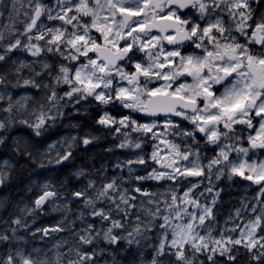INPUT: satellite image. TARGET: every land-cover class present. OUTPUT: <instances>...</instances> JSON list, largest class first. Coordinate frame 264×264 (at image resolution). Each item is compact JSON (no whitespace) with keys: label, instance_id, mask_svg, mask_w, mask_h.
Here are the masks:
<instances>
[{"label":"snow or ice","instance_id":"6c2138e0","mask_svg":"<svg viewBox=\"0 0 264 264\" xmlns=\"http://www.w3.org/2000/svg\"><path fill=\"white\" fill-rule=\"evenodd\" d=\"M11 2L9 22L0 24V144L19 124L31 130L30 141L38 138L32 144L40 152L38 140L58 129L68 115L63 109L95 101L128 110L119 118L104 110L96 124L114 139L123 137L116 147L132 154L114 164L127 176L114 172L109 178L102 167L97 181L83 168L74 171L87 183L71 191L70 200L53 182L39 184L34 207L25 211L28 217L46 215L54 204L62 219L53 226L32 231L27 220L0 215V264H100L101 241L131 245L154 228L160 229L159 239L147 264H197L201 256L218 264L217 255L237 264L240 247L264 264V0ZM0 7L7 10L6 4ZM188 48L194 51L185 54ZM23 53L33 59H21ZM12 89L36 91L21 95ZM98 140L88 131L68 133L48 143L39 161L26 156L41 169L66 167L78 149L87 151ZM149 141L150 154L144 151ZM208 146L214 154L205 157L202 148ZM10 168L8 160L0 163V180ZM213 176L256 186L255 204L241 200L236 209L237 216L249 208L255 214L238 238L225 236L237 227L215 238L206 224L214 220L220 197ZM205 177L210 205L193 195L199 183L177 195L182 180ZM146 181L166 182L165 190L150 192ZM138 198H145L139 204L142 215L130 212ZM69 203L75 213L65 207ZM22 222L33 240L55 239L54 259L47 249L16 240L14 225Z\"/></svg>","mask_w":264,"mask_h":264},{"label":"flooded vegetation","instance_id":"af4514ba","mask_svg":"<svg viewBox=\"0 0 264 264\" xmlns=\"http://www.w3.org/2000/svg\"><path fill=\"white\" fill-rule=\"evenodd\" d=\"M193 14L195 15L194 10H193ZM193 51H194L193 49L188 48L185 50V54H189ZM198 51L199 50H197V52ZM56 59H59V57H56ZM82 102L80 105L83 104ZM91 105L94 106V108L98 107L96 105L95 101H91ZM76 106H78V105H76ZM92 106H90V108H92ZM109 107H111V109L109 111L110 114L116 116L117 118H119L121 113H127L128 112V110H126V109L113 108L111 105ZM92 112H93V116H92L91 120H93L95 116L100 115V113L97 110L96 111L91 110V113ZM133 115H138V114H133ZM85 116H86V113H85V111H82V110L76 116V119H78V124L80 125V127L77 129V131L79 133H80V130L83 129V127H85L87 124V120H85L86 119ZM176 120H177V122H179L178 119H176ZM185 123H187V122H185ZM84 130H86V129H83V132H84ZM8 134H9V136L11 134H24V135H26L24 138L25 141L30 142V143H32V141H35L38 139V138L33 137L32 141H30L29 137L31 135V130L27 129L26 127H22L21 129H15L13 131H10ZM6 136L8 137L6 139V142L4 144H0V157H2L3 160H8L11 167L15 166L16 169H20L22 165H27L28 167L24 173L25 175H28L30 173L31 176L35 180V184H37V185L43 184V183L49 182V181L53 182L57 187L60 188L61 193L65 194L64 195L65 200H68V198L70 197V189L71 188L78 189L79 185L78 184H71L72 185L71 186L70 183L68 182V177H66V176H63L62 178L57 179L54 175L55 167H49V168L41 169L37 165H33L31 160L27 156L18 157L16 155V153L13 151V148H11V144L8 141V140H10V137L8 135H6ZM109 136L112 137L113 135H109ZM98 137H99V140H102V138L107 139V141L109 140V138L107 136L103 135V132ZM118 138H116V139L118 140ZM54 139H55V137L53 135H51V133H50L45 138L39 139L38 143L36 144V147L44 148L47 146L48 143H51ZM106 148H107V145L101 144V142H99L95 146V149H96L95 160L97 162H102L104 155L108 154V152L105 151ZM83 154H84V152L82 150L78 149L76 156H75V159H74V162H76L78 158L81 161L83 159L82 158ZM89 154L90 153H88L87 156H89ZM3 160H0V163H2ZM37 161H39V159H37ZM66 167L68 168V165ZM59 168H61V167H59ZM62 168H64V167H62ZM116 170L120 171L119 169H116ZM125 172H126V170H125ZM65 173H67L66 170H65ZM122 173H124V172H122ZM123 175L126 176L125 173ZM61 183H63L62 187L60 186ZM144 188L150 192L152 191V188L149 185H145ZM37 190H38L37 187H34L33 185H28V187H25L24 183H19L17 185L15 195H16L17 199L20 201V207H24L25 204H27L29 207H34V205L31 204V200L34 199V192ZM68 205L71 209H73V213H75L77 211L75 208H73V205L71 203H69ZM57 213L58 212L53 211L52 208L49 207L47 209L46 215L42 213L35 218L27 217V221L31 225L32 230L33 229L36 230V228L41 227V226H44V227L53 226L56 224V222L58 220L62 219V214H59V213L57 214Z\"/></svg>","mask_w":264,"mask_h":264},{"label":"rangeland","instance_id":"374dc122","mask_svg":"<svg viewBox=\"0 0 264 264\" xmlns=\"http://www.w3.org/2000/svg\"><path fill=\"white\" fill-rule=\"evenodd\" d=\"M45 2H47V0H45ZM7 5V10L5 11L4 9H3V7H0V12H3V15H0V24H7L8 22H9V13L11 12V10H12V2H11V0H0V6H2V5ZM17 7H19V4H17L16 5ZM20 19H23L24 17H23V12H21V15H20V17H19ZM45 23H52V22H49V21H47L46 19H45ZM55 23H59V22H55ZM18 27H22V26H19L18 25ZM94 35H95V33H93ZM197 51V50H196ZM19 56H20V58L21 59H23L24 57H27V53H23V54H18ZM27 59L29 60V61H31L33 58H31V57H27ZM81 59H83V58H81ZM64 63H67V62H64ZM45 82H47V78L45 79ZM66 87V86H65ZM12 91L13 92H19L21 95H31L32 94V92H35L36 90L35 89H33L32 90V92H25L24 90H22V89H12ZM62 94V93H61ZM110 105H108V106H99L98 107V110L99 111H101V113L103 114V111L104 110H107V111H109V109L111 108V107H109ZM67 109L68 108H66V109H63V111L64 112H66V113H68L67 112ZM82 110V109H81ZM80 110V111H81ZM79 111V112H80ZM78 111H76V108H75V110H72V113H79ZM69 114H71V113H69ZM73 123H78V122H76L75 120H69L67 117H64L63 119H62V121H60V122H58V125L60 126V127H58V129H59V132L60 131H62V132H60V133H58L56 136H55V139L54 140H56V139H58V138H60V137H62V136H64V135H66V134H68V133H71V134H76L77 132H76V130H72V131H69V128L71 127V124H73ZM185 123V122H184ZM186 125H187V123H185ZM22 127H26V126H24V125H19V124H17L16 126H14V127H12L10 130H9V132L10 131H13V130H15V129H21ZM190 127V126H189ZM72 128V127H71ZM88 132H92L91 130H87ZM8 132V133H9ZM8 133H6V135H8L9 136V134ZM54 133L56 134L57 133V131H54ZM92 134H93V132H92ZM133 135L135 136V133H133ZM25 136L26 135H24V134H11L9 137H10V140H8L9 142H10V144H11V148H13L14 147V145L15 144H17V140H20V142H26L25 141ZM123 139V137H119L118 138V140L116 139V141H117V143L119 144L120 143V141ZM53 140V141H54ZM104 140V139H103ZM118 144H116V145H118ZM151 144V143H150ZM244 144H245V146H247L246 145V140H245V142H244ZM116 145L114 146V145H111V147L113 148V150H118V147H116ZM110 147V146H109ZM39 149H40V152H42L43 150H44V148H46V147H44V148H41V147H38ZM122 150H125V149H122ZM129 152H131V150H128ZM136 151H139V150H136ZM40 152H36V160L37 159H41V156H40ZM92 152H90V154H89V156L86 158V161H85V163L88 161V159L90 158V157H93L94 155H95V153L96 152H94L93 154H91ZM204 154V153H203ZM233 156H235V153H233ZM124 158H122V159H119V160H123ZM99 164H102V162L101 163H99ZM97 168V167H96ZM106 174H107V172L105 171L104 173H103V175L104 176H106ZM91 178H93V179H96L97 180V178H100L101 179V175H100V172H98V171H96L95 169L93 170V173L91 174ZM223 178H225V180L223 179ZM99 179V180H100ZM237 179H240V178H238V177H236V178H233V180L232 181H236ZM99 180H97V181H99ZM226 180L228 181V182H230L228 179H227V177L225 176V177H222L221 178V180H219V181H217V180H215V176H213V178H212V182H213V184L215 185V187H214V191H218V192H220V189H221V187H222V185L223 184H226ZM85 183L84 184H86L87 183V179H85ZM151 183L153 184V192H157V191H160V192H163L164 190H165V187L163 186L164 184H162V182H160V184H157L156 182H154V181H151ZM191 183H199V188L200 187H203L204 189H203V192L202 191H198V190H196V189H194L193 190V195L194 196H196V197H199L200 198V200H201V203L202 204H204V205H210L211 204V198H212V196L210 197V195H212L211 193H208V192H206L205 191V189L209 186V180L205 177V178H190L189 180H182L181 181V184L183 185V187L181 188V187H178L177 188V195H183V191H185V190H187L190 186H191ZM167 184H170V182H167ZM81 187V186H80ZM200 193H204V195L201 197L200 196ZM71 199V197H69L68 198V200H70ZM140 199H145V198H138L134 203L137 205V208L136 209H130V212H137L138 214H141L142 215V213H139V204H140ZM82 206V205H81ZM257 207H259L258 205H257ZM191 210V209H190ZM249 212L244 216V217H242V218H238V216L235 214V216L234 217H231V219L229 218V219H226V217L225 218H223V222H222V227L221 228H217L216 226L214 227L213 226V224H214V221L213 220H211V221H206V224L207 225H209V226H211V229H212V235L215 237V238H219V234H220V232H222V231H224V229H227V228H232V227H237V231H236V233L234 232V233H230V232H226L225 233V236L227 237V236H233V237H236V238H238L239 237V230H240V228H242L247 222H248V220L250 219V217H252V216H254L255 214H253V213H251V211L250 210H248ZM59 214H62V213H60V212H58ZM57 213V214H58ZM88 219H92L91 217H89ZM129 219L130 220H132V221H135L136 220V216L135 215H131L130 217H129ZM226 221H228V223L226 224ZM77 223H79V222H77ZM99 226V225H98ZM158 229V228H157ZM128 230L129 231H131V225H129L128 226ZM32 231H35V229H33ZM160 231V229H158V232ZM152 232V230H150V231H148L147 233H145V236H146V238L145 239H143L144 241L146 240V239H149L150 237H152V236H150V233ZM65 235L64 236H67V233H64ZM125 236L127 235V232H124L123 233ZM201 234H204V232H203V230H201ZM61 236V235H60ZM155 239H156V242L158 243V236L157 235H155ZM258 239V238H257ZM38 240V239H37ZM55 239H51V240H46V243H47V247L45 248V249H47V248H49V247H51L52 245H54L55 244ZM123 243V242H125L126 244H127V241H120L119 243ZM150 244H152V243H150ZM100 247H103V248H105V252H107L109 249H111V248H113L114 246H110V245H105L104 244V242L103 241H101L100 242ZM104 252V253H105Z\"/></svg>","mask_w":264,"mask_h":264},{"label":"trees","instance_id":"16d2710c","mask_svg":"<svg viewBox=\"0 0 264 264\" xmlns=\"http://www.w3.org/2000/svg\"><path fill=\"white\" fill-rule=\"evenodd\" d=\"M90 122V119H85ZM88 152V151H86ZM85 152L83 156H85ZM97 162L94 160V158L90 157L88 159V162L81 163L80 165H93ZM77 169H80L79 166V160L75 162V164L72 167L66 168H59V174H64V176L68 177V181L71 184L73 181V176L71 175L74 171ZM65 170L67 173H65ZM225 177V176H224ZM225 180V178H223ZM203 187L197 188L196 190L203 192ZM255 189L256 186H249V184L243 182L240 179H237L236 181H230L228 182L226 180V184H223L220 189V197L217 200L216 205L213 206V212L215 214L214 218V224L213 226L217 228L222 227L223 218L226 217V219H229L231 217H234L236 214V209L241 207V200H245L246 202H249L250 204H255V200L253 199V196L255 195ZM212 195H210L211 197ZM250 210V208L248 209ZM242 211L241 215L238 216V218L244 217L249 211ZM228 223V221H226ZM226 223V224H227ZM158 229L154 228L152 229V232L150 233L149 239L141 240V243L138 244H132L128 245L125 242L119 243L120 246H114L113 248L109 249L107 252L103 253V255L100 258V264H105L106 261H111V264H117L119 261L120 264H129L132 260H139V261H150L151 259V252L152 247L157 244L155 235L157 234ZM236 233V232H235ZM257 238H259V230ZM152 243V244H150ZM235 251V250H234ZM239 256L237 264H257L256 261H252L249 259L250 254L244 249L243 247H240L238 249ZM218 264H229L226 257H221L217 255L215 257ZM200 260H205V264H207V261L204 256L199 257L197 260V264H200Z\"/></svg>","mask_w":264,"mask_h":264},{"label":"clouds","instance_id":"9594fccd","mask_svg":"<svg viewBox=\"0 0 264 264\" xmlns=\"http://www.w3.org/2000/svg\"><path fill=\"white\" fill-rule=\"evenodd\" d=\"M13 151L16 153L18 157L26 156L27 153H30L31 156L36 159L37 150L35 146L30 142H21L19 144H15L13 147ZM27 167H28L27 165H22L20 169H16L15 166H12L9 169V171L4 174L3 179L0 180V215L10 216L13 220L15 219L27 220L28 212L25 211V208L29 206L25 204L24 207H20V201L17 199L15 195V191L19 183H24L25 187H28V185H33L34 187L38 186L37 184H35V180L30 173L28 175L24 174L25 171L27 170ZM65 207L69 210L71 209L68 204ZM51 208L55 212H60V213L62 212V209L56 208L54 204L51 206ZM27 223L28 225H30L28 221ZM14 227H16V231H17L16 240L19 241L21 244L28 243L29 236H31V234H27V235L24 234L25 224L22 222L18 226L14 225ZM143 239L144 238L140 236H136L134 237V240L136 242L133 244L139 245L141 243V240ZM104 244L109 245L107 242H104ZM29 246L31 245L29 244ZM111 246H115V245H111ZM47 250L49 252L50 258L54 259L55 258L54 245L47 248ZM105 264H111V261H106ZM117 264H120V262L118 261ZM129 264H141V261L132 260L129 262ZM145 264H147V262H145Z\"/></svg>","mask_w":264,"mask_h":264}]
</instances>
